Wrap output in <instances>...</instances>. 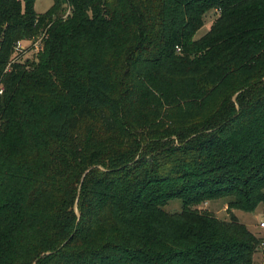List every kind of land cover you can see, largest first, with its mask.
<instances>
[{"label": "trees", "instance_id": "1", "mask_svg": "<svg viewBox=\"0 0 264 264\" xmlns=\"http://www.w3.org/2000/svg\"><path fill=\"white\" fill-rule=\"evenodd\" d=\"M35 1L0 0V264H264V0Z\"/></svg>", "mask_w": 264, "mask_h": 264}, {"label": "rangeland", "instance_id": "2", "mask_svg": "<svg viewBox=\"0 0 264 264\" xmlns=\"http://www.w3.org/2000/svg\"><path fill=\"white\" fill-rule=\"evenodd\" d=\"M52 0H36L34 4V9L38 13L45 12L48 8L52 5ZM68 10H66L65 15L67 14ZM215 17L214 11H209L205 16V24L204 26L198 31V36L203 34L206 30L209 29V26L212 20ZM27 42H23V45H27ZM20 60L23 61L25 58H29L30 60L35 57V54L30 51H23V55L19 56ZM181 201L178 199H174L170 201L166 205V209L169 211H179L180 210ZM202 209H206L207 211L211 212L217 218L227 220L229 215L226 210V203L223 199H218L215 201H210L204 203L200 206ZM235 215L237 218L247 226V228L257 235H262L263 230L259 228L258 223L264 220L263 209L259 206L254 212H244L241 210H234ZM262 255L256 254L254 255V264H259L261 262Z\"/></svg>", "mask_w": 264, "mask_h": 264}, {"label": "built area", "instance_id": "3", "mask_svg": "<svg viewBox=\"0 0 264 264\" xmlns=\"http://www.w3.org/2000/svg\"><path fill=\"white\" fill-rule=\"evenodd\" d=\"M46 37L44 32H41L40 35L38 37L33 38L30 41H27V45H23V42H18L16 47H15V51L17 53V56H14V60L18 59V57L23 53V51H30L34 54H37L38 51L41 50L42 48V44H43V40ZM20 58V57H19ZM13 61V60H12ZM9 66V65H8ZM2 92V88H0V93ZM258 226L260 229L264 228V220L260 221L258 223Z\"/></svg>", "mask_w": 264, "mask_h": 264}]
</instances>
